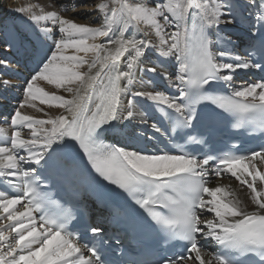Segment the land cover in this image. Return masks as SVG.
Instances as JSON below:
<instances>
[{
	"label": "snow or ice",
	"instance_id": "snow-or-ice-1",
	"mask_svg": "<svg viewBox=\"0 0 264 264\" xmlns=\"http://www.w3.org/2000/svg\"><path fill=\"white\" fill-rule=\"evenodd\" d=\"M97 11L103 17L99 28L75 23L56 11L29 12L30 26L42 35H37L38 43L28 41L31 50H25L35 67L25 78L24 99L4 118L10 121L12 132L10 147L8 139L0 146V186H8L7 191L0 190V221H8L7 225L0 224V241L9 239L5 230L15 235L4 246L6 250L0 248V264H109L102 248L91 241L81 243L83 237L69 230V221L76 219L71 210L58 215L49 212V205L54 203L48 194L50 188L71 191L85 177L102 191L119 195L115 189H120L127 193L147 212L166 242H186L182 252L168 255L157 264H212L213 260L215 264H236L230 252L258 258L253 264H264V171L255 163L259 160L264 164V146L218 160L211 154H158L104 140L110 129L134 118L136 97L151 101L169 121L172 132L183 131L191 143H202L192 134L202 119L197 104L203 105L209 118L218 115L211 106L239 122L258 114L259 132L264 136V77L235 87L234 76L237 70L264 72V0H111V6L102 2ZM42 22H50L52 27ZM241 23L246 25L248 39L244 56L232 52L231 30ZM141 25L152 30L155 40L138 38L136 33L126 35L132 27L148 37L150 33ZM56 28L59 38L54 35ZM97 38L104 39L88 43ZM217 42L223 47L214 51ZM14 43L0 33V100L4 99L2 93L15 87L11 78H3L14 65L10 59ZM69 48L95 54L89 74L75 70L86 61L65 55ZM150 52L156 53V62L140 67L141 58L149 59ZM171 58L176 61L175 85H171L173 73L158 71ZM97 64L99 69L93 75L91 70ZM137 70L168 80L177 95L155 89L132 91L125 115L122 97L131 91L128 85ZM40 80L64 87L73 93V99L43 92L35 86ZM122 80L127 83L122 84ZM221 88L229 94H223ZM32 99L54 103L67 115L34 120L20 111L26 104L31 106ZM25 127L31 129L29 138L21 136ZM151 127L167 135L158 124ZM0 136H6L2 127ZM146 138L155 139L151 135ZM220 165L247 185L256 211L240 207L239 201L216 200L221 188L206 185L211 172L221 174ZM205 194L213 200L206 201ZM205 211L214 212L216 220L207 219ZM229 216L234 219L229 221ZM84 230L92 234L93 241L99 237L103 243L102 227L86 224ZM204 240L220 246L207 261L203 255L208 253L200 243Z\"/></svg>",
	"mask_w": 264,
	"mask_h": 264
},
{
	"label": "bare ground",
	"instance_id": "bare-ground-1",
	"mask_svg": "<svg viewBox=\"0 0 264 264\" xmlns=\"http://www.w3.org/2000/svg\"><path fill=\"white\" fill-rule=\"evenodd\" d=\"M102 2L108 3L109 6H111V0H0V31L2 32L4 28H7V30L10 31L8 39L10 41H15V43L13 44L14 54L10 57V59L14 61L15 65H13L14 67L12 69L7 70L5 76L3 77L11 78L15 87H13L10 91L6 93H2L4 99L0 100V108L4 111L0 112V121H5L3 113H8V108L18 107V101H23V83L20 81L19 77L26 78L28 74L34 69L29 59V56L26 54L25 50H31V44H29L28 41H31L32 43H38L37 35L42 34L39 33L38 29V33L34 32L32 26H30L31 22L28 21L29 12L43 14L47 11H56L58 15L66 19H70L75 23L90 25L94 28H99L103 24V17L101 14L98 13L97 7ZM136 2L151 3V0H136ZM19 8H27L29 9V12L19 13L16 11V9ZM42 23H47L49 27H52L50 22ZM141 27L144 31H148L150 33L148 37H144L143 31L137 33L136 29L132 27L128 29L126 35L131 36L133 35V33H136L138 38L155 40V35L150 28L144 25H141ZM245 28L246 25L241 23L231 30V36L233 38L232 52L234 55H238L237 49L240 41L247 38ZM169 31H171V29H169ZM54 35L56 38L60 37L61 34L59 33L58 28H56ZM213 38H215V36H213ZM103 39L104 38H97L96 41L89 40L88 43H101ZM47 43L50 45L51 41H48ZM21 44L23 45L22 47ZM222 47V43L217 42L214 45L213 50L215 51L221 49ZM64 54L68 56L77 55L78 57L86 61V63L82 64L79 68L75 70L81 74H89V65L95 59L94 53L76 52L74 49L69 48L65 50ZM125 55H127V53ZM141 60L142 62L140 64V67L151 66L152 63L156 62V53L150 52L149 59H144L142 57ZM16 64H18L19 67H16ZM23 66H26V68H24ZM175 66L176 61L174 58H171V62L168 63L164 69L158 70L173 73L171 75V85H175L176 83L174 75ZM98 69L99 64H97L96 68H93L91 70V74L94 75ZM242 71L245 70H237V72L234 74L235 82L237 80V73H241ZM121 83L126 84L127 81L122 80ZM77 84H79V82H77ZM245 84V82L239 80L235 83V87H241ZM35 86L42 89L43 92L48 93L49 95H58L64 99H73V93L65 91L64 87L57 88L55 85L49 84L47 81H37ZM75 86L76 85H73V87ZM159 86H161V90ZM128 87L131 91L126 92L122 97L124 101L123 111L125 115L127 114V110L129 107L127 101L128 99L132 98V91L153 89L158 90L159 88V91L165 90V92H168V95H177L175 87L170 86L168 80L163 79L159 75L154 76L153 74L147 72L141 73L139 70H137L135 74V79L130 85H128ZM81 91H83V89H81ZM135 99L140 100L143 105H146L147 103L151 102L144 100L140 97H136ZM5 100L7 102H5ZM30 104L31 106H28L26 104L24 108L20 109V111L22 112V114L31 116L34 120H51L55 119L61 114L67 115L64 108L59 107L54 103H44L41 102L39 99H32L30 101ZM132 110L135 114L134 118L130 121H122L121 123L117 124L116 127L112 129L113 133L116 131L118 132L123 128L134 129L135 127L139 129L143 125H145V123H142V121L147 120V116L143 109L137 106V104H135ZM0 127L4 128L6 133V136H0V146H2L5 140L8 139L10 147V136L12 132L10 121L9 125ZM46 127H50V125H47ZM30 133L31 129L25 127L21 132V136L22 138H29ZM255 163L259 171H264V164H260L259 160H257ZM25 167H27V165H25ZM217 187L221 188V192L217 193L216 200L220 201L221 203L239 201L240 207L246 208L249 212L256 211L257 206L252 204L250 199V189H248L247 185L241 184L235 177L231 176L230 172H228L227 170H225L224 176L216 177L210 182V189H215ZM212 200L213 197L207 195L206 201ZM16 207L19 208L21 207V205H17ZM206 212L207 214H210L206 217L207 219H212L214 221L216 220L214 212L205 211V213ZM2 215L3 213H0V216ZM227 219L231 221L234 218L229 216L227 217ZM7 223V220L0 221V224L3 225H7ZM4 234L5 236L9 237V239L7 241H0V248L6 250V247L4 246L7 243L12 242L11 237L15 234L10 233L7 230H5ZM204 252L207 253V251ZM203 259L205 261L210 260L209 254L203 255ZM212 264L215 263L212 262Z\"/></svg>",
	"mask_w": 264,
	"mask_h": 264
},
{
	"label": "rangeland",
	"instance_id": "rangeland-1",
	"mask_svg": "<svg viewBox=\"0 0 264 264\" xmlns=\"http://www.w3.org/2000/svg\"><path fill=\"white\" fill-rule=\"evenodd\" d=\"M32 29H33V31L34 32H36V33H38V31H37V29L36 28H34V26H32ZM1 32V31H0ZM6 38H8L9 37V33H10V31H8L7 30V28H4L3 29V31L1 32ZM14 65H15V63H14ZM236 83V82H235ZM23 84H24V82H23ZM158 90H159V88H158ZM161 90V89H160ZM137 101H136V104L138 103V104H140L141 102H140V100H138V99H136ZM143 105V104H142ZM138 106V105H137ZM128 129H131V128H128ZM134 129H137V128H135L134 127ZM209 184H210V182H209Z\"/></svg>",
	"mask_w": 264,
	"mask_h": 264
}]
</instances>
